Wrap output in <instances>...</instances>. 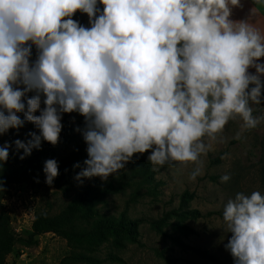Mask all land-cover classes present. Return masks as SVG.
I'll list each match as a JSON object with an SVG mask.
<instances>
[{"label":"clouds","instance_id":"9594fccd","mask_svg":"<svg viewBox=\"0 0 264 264\" xmlns=\"http://www.w3.org/2000/svg\"><path fill=\"white\" fill-rule=\"evenodd\" d=\"M238 4L0 0V134L25 122L38 129L26 141L12 142L24 159L42 140L55 145L61 114L77 112L84 117V128L76 130L87 154L74 177L78 182L105 180L147 150L153 166L194 163L189 178L195 179L202 174L199 157L229 119L240 118L241 132L261 120L250 106L261 103V81L246 70L264 74V64L255 63L264 56V35L247 21L229 20L230 6ZM77 10L87 14L90 27L70 18ZM33 45L38 55L30 64ZM9 147H0V163ZM42 171L51 185L57 162L46 160ZM222 218L234 264H264V194L236 193Z\"/></svg>","mask_w":264,"mask_h":264},{"label":"rangeland","instance_id":"374dc122","mask_svg":"<svg viewBox=\"0 0 264 264\" xmlns=\"http://www.w3.org/2000/svg\"><path fill=\"white\" fill-rule=\"evenodd\" d=\"M97 8L102 11L103 5L97 3ZM71 19L85 28L90 27L86 13ZM30 52L31 64L38 50L33 45ZM19 87L22 90L23 85ZM33 94L27 93V98ZM43 98L41 96V101ZM261 98L259 105L250 103L252 115L261 117L257 126L241 132L240 118L229 119L223 131L217 134V140L211 142V149L199 157L202 174L195 179L189 178L195 167L191 162H171L164 166L150 164L153 173L147 178L134 168L130 159L123 169L110 174L106 181L119 186V190L109 192L97 201L95 215L89 219L92 221L105 214L121 215L129 221L128 231L120 234L102 231L77 243L46 232L38 236L35 244L15 243L13 251L6 256V264H234V257L225 248L231 233H226L222 211L224 204L238 192L249 195L259 191L264 194V93ZM43 107L41 102V109ZM17 115L23 119V113ZM33 115H39V111ZM60 122L62 128L58 142L51 144L48 159H54L58 164L79 148L81 156L75 160L83 165L87 158L86 144L81 131L76 129L84 128V117L77 112L62 113ZM65 126H70L72 134H62ZM29 132L39 134L32 123L25 122L18 129L9 128L0 134V147L6 142L10 145L7 161L17 167L1 203L12 231L20 236L32 231L37 212L58 213L93 179L82 178V183L78 182L74 179L77 173L66 169L48 185L44 182L45 177L32 174L26 165L29 155L19 159L23 150L16 151L12 145L16 139H29L26 135ZM238 132L240 138L236 139ZM44 142L41 141V146ZM149 154L150 150L147 157ZM224 175L230 178L221 182ZM193 209L198 210L200 216L193 218L186 213ZM158 218H163L159 223L160 231L149 222ZM183 226L191 228L192 232L186 234ZM178 240L192 249L182 247ZM195 248L206 250L213 259L203 257ZM75 252L84 253L86 260L75 261Z\"/></svg>","mask_w":264,"mask_h":264},{"label":"trees","instance_id":"16d2710c","mask_svg":"<svg viewBox=\"0 0 264 264\" xmlns=\"http://www.w3.org/2000/svg\"><path fill=\"white\" fill-rule=\"evenodd\" d=\"M80 13L82 12L77 10L70 18H75ZM62 134H72L70 126H65ZM147 152L148 150L144 153H134L131 157V162L136 170L145 174L147 178L148 176L150 178L153 169H151L150 163L147 160ZM50 154L51 144L45 141L39 150L36 149L27 157V170L37 177H45L42 171L43 164L48 160ZM77 156H81L79 148L73 151L71 155L62 158L58 163V173L66 169L78 173L84 165L73 167L75 164H80L75 160ZM66 166L70 167L66 168ZM16 172L17 167H14V165L7 160L0 163V264H6V256L13 251L15 243L35 244L38 241V236L46 232H53L71 243H77L88 240L90 237L96 236L102 231L120 234L129 230V221L125 220L121 215L115 217L105 214L90 221V216L95 215L96 202L102 200L103 196L107 193L119 190V186H116L112 182L106 181V179L101 180L100 177H93V179H91L58 213L49 214L44 211L37 212L32 223V231L25 236L16 235L12 231L8 214L3 209L1 203V198L13 180ZM186 213L190 214L193 218L200 216V212L196 209L189 210ZM163 218L150 220V225L160 231L161 228L159 227V223ZM183 230L186 234L192 232V229L187 226H183ZM177 242H179L182 247L192 249V247L184 244L180 240ZM195 249L203 257L213 259L206 250L199 248ZM74 256L75 261L86 260V255L82 252H75Z\"/></svg>","mask_w":264,"mask_h":264},{"label":"crops","instance_id":"0c3cea01","mask_svg":"<svg viewBox=\"0 0 264 264\" xmlns=\"http://www.w3.org/2000/svg\"><path fill=\"white\" fill-rule=\"evenodd\" d=\"M229 20L233 22L247 21L258 28L261 34L264 35V2L258 3L257 0H239L238 5L230 6ZM255 63L264 64V56L256 60ZM246 71L249 74L258 75L261 81V92L264 93V74H257L254 67H249ZM253 86L251 84L249 85V87Z\"/></svg>","mask_w":264,"mask_h":264}]
</instances>
